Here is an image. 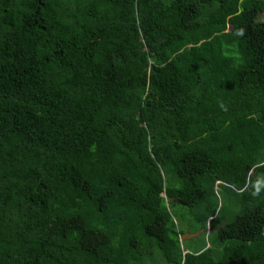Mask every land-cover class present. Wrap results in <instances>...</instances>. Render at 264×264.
I'll use <instances>...</instances> for the list:
<instances>
[{
	"label": "trees",
	"instance_id": "16d2710c",
	"mask_svg": "<svg viewBox=\"0 0 264 264\" xmlns=\"http://www.w3.org/2000/svg\"><path fill=\"white\" fill-rule=\"evenodd\" d=\"M260 13L0 0V264H264Z\"/></svg>",
	"mask_w": 264,
	"mask_h": 264
},
{
	"label": "water",
	"instance_id": "95a60500",
	"mask_svg": "<svg viewBox=\"0 0 264 264\" xmlns=\"http://www.w3.org/2000/svg\"><path fill=\"white\" fill-rule=\"evenodd\" d=\"M167 200H168L169 202H177V203H179V200H178L177 197H168ZM202 231H203L202 229H199V230H198L197 232H195V233H184V234H182V239H190V238H192V237L194 238V237L200 235Z\"/></svg>",
	"mask_w": 264,
	"mask_h": 264
},
{
	"label": "clouds",
	"instance_id": "9594fccd",
	"mask_svg": "<svg viewBox=\"0 0 264 264\" xmlns=\"http://www.w3.org/2000/svg\"><path fill=\"white\" fill-rule=\"evenodd\" d=\"M240 34H242V31H241ZM262 188H264V182H259L258 181L257 184L254 186V191L252 192V195H259V193L261 192Z\"/></svg>",
	"mask_w": 264,
	"mask_h": 264
},
{
	"label": "rangeland",
	"instance_id": "374dc122",
	"mask_svg": "<svg viewBox=\"0 0 264 264\" xmlns=\"http://www.w3.org/2000/svg\"><path fill=\"white\" fill-rule=\"evenodd\" d=\"M258 19H259L260 21H263V20H264V13H260ZM230 28H231V25H228L227 31H229ZM176 222H177V221H176ZM210 231H211V229L207 230L206 232H210ZM185 233H188V232H185ZM201 234H203V231L201 232ZM201 234H200V235H201ZM192 238H193V237H192ZM192 238H190V239H192ZM180 239H181V241H186V239H182V236L180 237ZM193 240H194V239H193ZM193 240H192V241H193ZM186 242H189V241H186Z\"/></svg>",
	"mask_w": 264,
	"mask_h": 264
}]
</instances>
